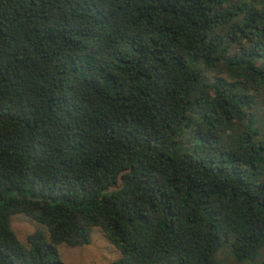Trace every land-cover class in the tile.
I'll use <instances>...</instances> for the list:
<instances>
[{"label": "trees", "instance_id": "trees-1", "mask_svg": "<svg viewBox=\"0 0 264 264\" xmlns=\"http://www.w3.org/2000/svg\"><path fill=\"white\" fill-rule=\"evenodd\" d=\"M93 228L109 264H264V0H0V264Z\"/></svg>", "mask_w": 264, "mask_h": 264}, {"label": "rangeland", "instance_id": "rangeland-1", "mask_svg": "<svg viewBox=\"0 0 264 264\" xmlns=\"http://www.w3.org/2000/svg\"><path fill=\"white\" fill-rule=\"evenodd\" d=\"M11 228L20 241H23L25 235L32 230L30 222L22 216L12 219ZM224 251V249L219 251L217 260L226 264L229 258L223 255ZM57 253L62 264H109L119 258L117 250L107 242L97 228L91 230L87 244L73 248L59 245Z\"/></svg>", "mask_w": 264, "mask_h": 264}]
</instances>
